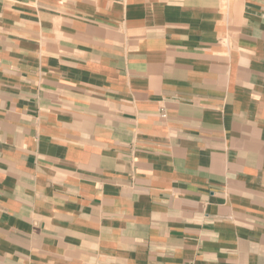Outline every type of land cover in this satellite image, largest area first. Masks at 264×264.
Instances as JSON below:
<instances>
[{
	"label": "crops",
	"instance_id": "0c3cea01",
	"mask_svg": "<svg viewBox=\"0 0 264 264\" xmlns=\"http://www.w3.org/2000/svg\"><path fill=\"white\" fill-rule=\"evenodd\" d=\"M0 264H264V0H0Z\"/></svg>",
	"mask_w": 264,
	"mask_h": 264
}]
</instances>
